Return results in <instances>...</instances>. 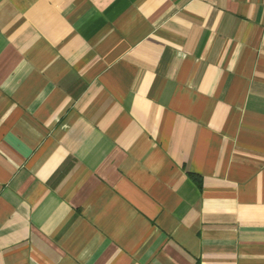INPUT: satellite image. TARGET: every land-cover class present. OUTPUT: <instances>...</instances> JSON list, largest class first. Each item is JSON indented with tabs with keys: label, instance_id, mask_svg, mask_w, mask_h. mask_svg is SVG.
I'll return each mask as SVG.
<instances>
[{
	"label": "crops",
	"instance_id": "obj_1",
	"mask_svg": "<svg viewBox=\"0 0 264 264\" xmlns=\"http://www.w3.org/2000/svg\"><path fill=\"white\" fill-rule=\"evenodd\" d=\"M0 264H264V0H0Z\"/></svg>",
	"mask_w": 264,
	"mask_h": 264
}]
</instances>
